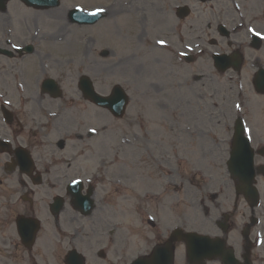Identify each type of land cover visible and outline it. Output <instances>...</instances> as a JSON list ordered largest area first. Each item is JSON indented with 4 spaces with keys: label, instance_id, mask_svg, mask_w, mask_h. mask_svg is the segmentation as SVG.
Listing matches in <instances>:
<instances>
[{
    "label": "flooded vegetation",
    "instance_id": "obj_1",
    "mask_svg": "<svg viewBox=\"0 0 264 264\" xmlns=\"http://www.w3.org/2000/svg\"><path fill=\"white\" fill-rule=\"evenodd\" d=\"M218 10L220 11L219 8ZM233 48L239 51L242 49L240 44L233 45ZM258 66L264 67V59H256L254 69L246 71L249 78L253 77ZM10 109L17 123L9 126L0 124L3 136L10 139L13 147H25L31 153H36L39 158H43L45 121L41 103H32L30 107L23 104L17 109ZM261 146L264 148V141ZM2 160L7 162L10 155L0 153V163ZM261 163L264 165V156ZM39 172L46 173L44 170ZM260 180L263 186L260 206L251 209L244 204L240 208L233 197L228 208V229L224 234L218 232L233 247L237 257L248 251L253 264H264V178L260 177ZM61 191L62 184L59 178L35 185L19 171L0 175V264H63L64 256L73 250L83 255L85 264H118L113 260L112 253L117 252L119 247L123 248L124 232L114 230L110 235L107 230H102L98 236H94L92 233L97 230L77 229L75 215L52 214L49 206L55 196L61 195ZM115 191L113 187L108 189L105 184L101 199L108 201L110 194ZM215 211L219 216L222 211L220 205L215 207ZM252 215L257 217L259 225L252 224L248 228L247 239H243L241 229ZM60 217L63 218L64 229H61ZM29 218H37L40 228L33 235L28 231L27 235L22 237L16 230L17 220L32 222ZM89 224L93 226V221ZM256 232H259L262 240L259 249H255ZM151 234L152 236L143 238V245L148 247L144 252H147L151 245L162 243L166 239L163 234L158 235L157 231ZM98 250H102L104 255L99 256Z\"/></svg>",
    "mask_w": 264,
    "mask_h": 264
},
{
    "label": "rangeland",
    "instance_id": "obj_2",
    "mask_svg": "<svg viewBox=\"0 0 264 264\" xmlns=\"http://www.w3.org/2000/svg\"><path fill=\"white\" fill-rule=\"evenodd\" d=\"M125 78L131 79V80H135L133 77H128V76H124L122 78H119V80H122L123 81ZM147 88H148V85L144 83V84H141V89L140 90L147 91L146 90ZM134 93H135V91L132 92L133 97H132V100L130 101V104H129V107H128V112H127L126 117H135V116H138V114L140 112L141 107L139 105H136L134 103V98L137 97V94L134 96ZM146 95H148V92H146ZM159 114H160V112L157 111V112H155L153 114V117H158Z\"/></svg>",
    "mask_w": 264,
    "mask_h": 264
},
{
    "label": "snow or ice",
    "instance_id": "obj_3",
    "mask_svg": "<svg viewBox=\"0 0 264 264\" xmlns=\"http://www.w3.org/2000/svg\"><path fill=\"white\" fill-rule=\"evenodd\" d=\"M96 14V13H93ZM249 31H252V29H249ZM256 35H260V33H255ZM159 43H163V41H158ZM241 106L240 105H236V108L239 109ZM250 130L249 129H245V132L248 133ZM249 140H251V136L248 135L247 137Z\"/></svg>",
    "mask_w": 264,
    "mask_h": 264
}]
</instances>
